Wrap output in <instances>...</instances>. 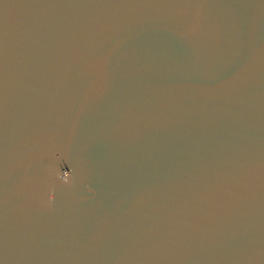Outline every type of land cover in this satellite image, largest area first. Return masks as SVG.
Segmentation results:
<instances>
[{
    "label": "water",
    "instance_id": "obj_1",
    "mask_svg": "<svg viewBox=\"0 0 264 264\" xmlns=\"http://www.w3.org/2000/svg\"><path fill=\"white\" fill-rule=\"evenodd\" d=\"M0 264H264V0H0Z\"/></svg>",
    "mask_w": 264,
    "mask_h": 264
}]
</instances>
